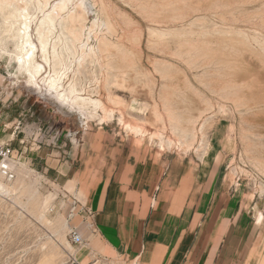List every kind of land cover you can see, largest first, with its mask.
<instances>
[{
    "label": "rangeland",
    "instance_id": "obj_1",
    "mask_svg": "<svg viewBox=\"0 0 264 264\" xmlns=\"http://www.w3.org/2000/svg\"><path fill=\"white\" fill-rule=\"evenodd\" d=\"M83 2V43L89 37L97 48L106 38L116 46L80 68L77 79L86 89L81 95L100 101L110 115H88L77 102L65 105L47 90L53 56L49 65L42 60L35 30L43 14L34 6L35 62L44 66L40 86L19 72L15 41L6 35L0 50V115L16 122L13 129L25 142L14 153L16 178L4 184L10 193L0 197V264H77L69 234L78 219L67 222L61 191L29 164L30 148L98 129L167 154L202 150L219 130L221 176L264 229V0ZM129 124L143 125L145 135L127 132Z\"/></svg>",
    "mask_w": 264,
    "mask_h": 264
},
{
    "label": "crops",
    "instance_id": "obj_2",
    "mask_svg": "<svg viewBox=\"0 0 264 264\" xmlns=\"http://www.w3.org/2000/svg\"><path fill=\"white\" fill-rule=\"evenodd\" d=\"M15 123L0 115V142L18 153ZM211 135L190 153L103 129L32 144L29 164L61 191L67 222L78 219L77 264H264L262 223L227 188L220 132Z\"/></svg>",
    "mask_w": 264,
    "mask_h": 264
},
{
    "label": "bare ground",
    "instance_id": "obj_3",
    "mask_svg": "<svg viewBox=\"0 0 264 264\" xmlns=\"http://www.w3.org/2000/svg\"><path fill=\"white\" fill-rule=\"evenodd\" d=\"M31 5L43 14L41 20L38 21V18L33 17L29 9ZM4 12V26L0 27V50L5 51L6 49L4 41L6 35L9 39L15 41V60L19 66V72L27 74V79H25L26 76L24 79L27 80L28 84L40 86L38 78L44 71V66L35 62L36 51L39 48L36 45L37 43H34L36 41L33 42L31 34L32 25L37 20L35 31L43 56L42 60L49 65L50 54L53 56L52 74L46 79L45 86L47 90L54 92L57 100L65 105H72L73 102H77L84 111L88 112V115H94L98 110L111 114L107 112L100 101L85 98L81 95V92L86 89L77 79L80 68H83L86 63L91 65L95 61H99L100 56L102 57L106 53L109 54V50L116 46L106 38L99 40L97 48L89 46V37H87V42L83 43L88 17L83 0H59L53 6H51V0H0V13ZM98 22V19L94 21L90 34L93 29L97 28ZM110 27H112L111 24ZM62 44H64V47L60 48ZM79 44L80 46L78 47ZM59 49H62V51L59 52ZM65 52L67 53L66 56L64 55ZM106 59L104 60L105 62ZM107 61L109 63V59ZM120 69L122 68L120 67ZM120 73L123 74L124 72L121 71ZM71 74L72 78L70 77ZM121 74L117 73V75ZM103 77L105 76L103 75ZM65 80L69 81L67 87H65ZM94 80L95 77L92 76V81ZM158 118H160L159 115ZM126 130L137 135H145L143 125L132 126L129 124L126 125ZM157 137L159 138V143L165 145L163 137ZM8 193H10L9 187L0 183V197Z\"/></svg>",
    "mask_w": 264,
    "mask_h": 264
},
{
    "label": "built area",
    "instance_id": "obj_4",
    "mask_svg": "<svg viewBox=\"0 0 264 264\" xmlns=\"http://www.w3.org/2000/svg\"><path fill=\"white\" fill-rule=\"evenodd\" d=\"M15 150L8 143L0 142V183H11L16 178L14 164ZM73 246H81L84 240L78 230L72 229L69 234Z\"/></svg>",
    "mask_w": 264,
    "mask_h": 264
}]
</instances>
